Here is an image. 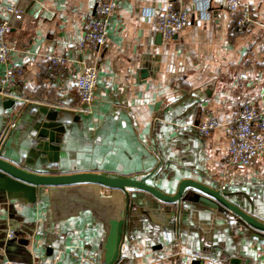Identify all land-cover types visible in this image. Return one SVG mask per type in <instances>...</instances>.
<instances>
[{
  "label": "crops",
  "instance_id": "crops-1",
  "mask_svg": "<svg viewBox=\"0 0 264 264\" xmlns=\"http://www.w3.org/2000/svg\"><path fill=\"white\" fill-rule=\"evenodd\" d=\"M224 1L118 0L105 45L79 51L81 20L95 0H0V20L10 25L5 43L23 69L0 96L1 157L38 174L142 180L169 196L182 180H194L264 223V151L251 167H234L226 137L243 104L264 117V0H241L252 20L243 30ZM168 4L187 13L188 25L165 41L155 25ZM7 7L22 10L21 19ZM52 56L67 62L53 66ZM83 66L97 71L88 108L74 88ZM2 76L0 66V84ZM41 109L54 111L58 125V151L50 158L37 149ZM212 117L219 126L198 134L196 125ZM127 193L118 264H264V234L233 214L188 198L166 204L139 190ZM3 194L1 218L6 209L13 222L0 235L28 244L17 246V259L0 252V264H101L106 228L90 211L59 219L46 191L35 200ZM194 253L201 257L191 259Z\"/></svg>",
  "mask_w": 264,
  "mask_h": 264
},
{
  "label": "water",
  "instance_id": "water-1",
  "mask_svg": "<svg viewBox=\"0 0 264 264\" xmlns=\"http://www.w3.org/2000/svg\"><path fill=\"white\" fill-rule=\"evenodd\" d=\"M45 116V122L39 124L37 149L42 155L50 158V153H56L58 141L54 138V130L58 127L55 123V112L41 109ZM100 189L110 191V196H102ZM127 189L144 192L154 199L172 204L183 198L199 203L205 207L219 209L233 214L240 222L250 229L264 234V223L257 221L231 202L223 194L194 180H182L174 195H165L142 180L129 178H113L98 173H73L66 175L38 174L6 161L0 155V202L4 199V192L24 194L28 200H35L36 194L46 191L48 194L51 210L56 218L71 216L78 210H88L106 228V236L102 244L101 264H118L119 248L123 239L124 219L126 215L125 196ZM187 189L194 191L193 194L184 195ZM118 196H120L118 198ZM124 199H123V197ZM5 212L0 215V234L6 231L12 224L11 215ZM14 235H16L14 233ZM18 244V245H17ZM27 240L17 239L16 246L3 241L0 235V252L6 260L21 257L17 246H25ZM3 256L0 254V259ZM231 264L235 260L230 261Z\"/></svg>",
  "mask_w": 264,
  "mask_h": 264
},
{
  "label": "built area",
  "instance_id": "built-area-1",
  "mask_svg": "<svg viewBox=\"0 0 264 264\" xmlns=\"http://www.w3.org/2000/svg\"><path fill=\"white\" fill-rule=\"evenodd\" d=\"M180 1V0H176ZM118 0H95L93 12L83 16L81 20L82 39L77 49L82 51L86 46L99 49L106 43L108 31V19L115 12ZM228 14L236 16V27L243 30L252 23L251 12L247 3L241 0L224 1ZM6 14L16 20L21 19L22 10L7 7ZM188 25L187 13L180 7L168 4L156 17V31L163 40L170 41L175 38ZM10 32L7 20H0V66L3 76L0 84V96L6 97L5 89L12 85L23 74V69L13 58V50L5 43V37ZM53 66L66 64V59L60 56L49 57ZM97 84V71L93 67L83 66L77 78L74 88L79 96L83 108H88L93 101V94ZM263 114L250 104H243L236 116L226 125V137L228 141V159L234 167H251L257 157L264 151V117ZM219 126L216 118H209L196 125V131L202 136H208ZM14 127L10 124L9 128ZM14 231L8 236L12 237ZM179 250V244H175ZM199 253L190 255L191 259L200 258ZM83 264H90L84 262ZM209 264H218L210 261Z\"/></svg>",
  "mask_w": 264,
  "mask_h": 264
}]
</instances>
